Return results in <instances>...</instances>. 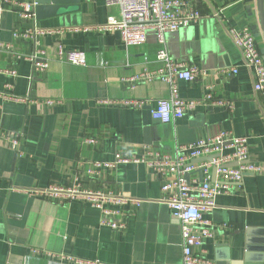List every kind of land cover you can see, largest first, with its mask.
<instances>
[{
    "label": "crops",
    "instance_id": "1",
    "mask_svg": "<svg viewBox=\"0 0 264 264\" xmlns=\"http://www.w3.org/2000/svg\"><path fill=\"white\" fill-rule=\"evenodd\" d=\"M192 1L203 17L166 34L165 50L173 61L206 74L177 81V96L201 101L211 92L232 107L203 103L164 124L149 110L170 97L169 86L126 81L162 67L154 31L144 45L126 48L118 31L98 29L109 16L118 17L117 8L103 0H64L56 15L35 20L42 31L38 48L49 65L37 72L28 60L34 47L16 36L33 22L14 2L0 0V264H183L180 223L162 202L166 179L145 164H96L113 163L117 153L174 156L222 132L247 138L248 160L262 172L244 175L215 198L204 216L212 228L203 250L216 264H264V92L254 91L229 36L230 29L259 27L256 0ZM59 46L85 53L86 66L58 61ZM221 69L237 73L218 76ZM126 100L146 104L134 108L121 103ZM8 134L19 136L17 150L2 139ZM195 165L191 183L203 178ZM75 186L119 197L120 205L107 206L121 212L116 221L125 227L101 225L99 210L85 201L41 193Z\"/></svg>",
    "mask_w": 264,
    "mask_h": 264
},
{
    "label": "built area",
    "instance_id": "2",
    "mask_svg": "<svg viewBox=\"0 0 264 264\" xmlns=\"http://www.w3.org/2000/svg\"><path fill=\"white\" fill-rule=\"evenodd\" d=\"M20 7V15L33 25L23 29L16 36L30 41L34 47V55L29 57L37 72L49 68L44 60V52L38 47V37L42 31L35 25V0H11ZM107 8L118 9V17L109 16L100 31H118L123 45L136 47L147 41V32L154 31L158 50L156 58L163 63L161 68L143 69L140 73L126 79L131 85L151 83L159 80L170 88V97L156 103L149 110L154 121L170 123L182 118L187 111L194 110L200 104L232 107L230 101L216 99L211 92L204 95L201 101H183L177 96V81H191L206 71L185 67L183 64L170 59L165 50V36L177 32L179 29L195 24L203 17L192 0H103ZM2 10L0 9V13ZM229 36L234 46L240 51L244 64L251 73L253 89L256 93L264 92V60L258 48L256 38L250 28L230 29ZM58 61L71 65L85 67L86 55L81 51H66L58 47ZM236 69H221L218 76L236 74ZM123 105L134 108L143 107L142 100L121 101ZM13 150L19 147V136L14 134L2 135ZM87 144L94 145L93 138L85 139ZM247 138L233 137L230 133L222 132L213 137L199 140L193 144L180 147L177 155H163L158 151H148L143 157H135L117 153L113 163L96 164L113 167L115 164H145L160 174L165 180L162 185V202L171 210L172 216L180 223L181 247L183 264H216L205 256L203 241L211 236V223L204 218L215 207V198L229 191V184H238L246 174L259 175L262 172L260 165L249 162ZM219 155L210 163L200 165L202 180L191 183L185 175L190 174L196 159ZM236 164V166H234ZM216 168L215 182H211V170ZM47 198H59L61 201L82 200L99 210L100 224L111 229H122L124 222L116 221L122 215L118 209H111L108 204L120 205L119 197L90 191H80L77 186L72 188L53 187L42 191ZM36 194V193H31Z\"/></svg>",
    "mask_w": 264,
    "mask_h": 264
},
{
    "label": "water",
    "instance_id": "3",
    "mask_svg": "<svg viewBox=\"0 0 264 264\" xmlns=\"http://www.w3.org/2000/svg\"><path fill=\"white\" fill-rule=\"evenodd\" d=\"M64 0H35L36 7H35V15L37 20H42L48 17H52L57 14L59 10L64 8L62 4ZM61 6V7H60ZM66 9V8H65ZM256 9H257V17H258V26L252 27L251 31L255 38L259 37L260 31L263 39H264V0H256ZM262 58L264 60V49L260 50ZM219 155L209 156L205 158L196 159L192 162V164H200L203 162L210 163L214 158H218ZM236 166V164L234 165ZM198 173L202 176V170L199 169ZM186 179L189 180V174L185 175ZM216 177V168H212L211 170V182H215Z\"/></svg>",
    "mask_w": 264,
    "mask_h": 264
}]
</instances>
